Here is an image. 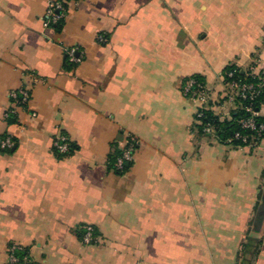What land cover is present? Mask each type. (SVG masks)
Segmentation results:
<instances>
[{
    "label": "crops",
    "instance_id": "obj_1",
    "mask_svg": "<svg viewBox=\"0 0 264 264\" xmlns=\"http://www.w3.org/2000/svg\"><path fill=\"white\" fill-rule=\"evenodd\" d=\"M56 1L0 0V143L13 141L0 148V264L11 246L34 264H239L248 244L264 264V138L200 136L181 93L192 75L218 94L228 64H264V0L70 1L59 29ZM19 89L28 104L6 119Z\"/></svg>",
    "mask_w": 264,
    "mask_h": 264
},
{
    "label": "built area",
    "instance_id": "obj_2",
    "mask_svg": "<svg viewBox=\"0 0 264 264\" xmlns=\"http://www.w3.org/2000/svg\"><path fill=\"white\" fill-rule=\"evenodd\" d=\"M76 3L78 0H70ZM47 24L57 25L63 20L65 11L60 2L50 3L47 11ZM101 40V38H100ZM68 58L73 62L79 60L75 57V51H67ZM234 65V64H233ZM236 66V65H235ZM239 67H235L233 70L226 73V76L220 73L218 79L220 81L222 90L216 94L207 88L205 83L198 82L193 77H187L181 85L182 95L194 103H196L198 109L196 111L195 118L198 120L203 117V111H211L213 116L217 118L219 122L231 120V113L233 111L244 110L249 117L240 120L239 125L241 129L253 132L254 135H242L235 133L233 138L221 140L214 136L213 126L205 124L203 126V133L208 137H214L219 142L233 146V141H240L241 144L235 148H255L260 143L261 134L264 132V122L257 123L256 118L264 117V64L255 59L252 64L246 70H241L242 73H246V76L250 78V81H245L238 77ZM261 95V99L256 103L257 106H245L243 107V101H253L255 97ZM29 92L26 89H19L12 91L9 94L11 102L10 109L5 114V118L9 119L16 115L17 107H24L29 101ZM203 110V111H200ZM68 140L66 136L58 134L53 141L54 149L57 153L64 154L68 151ZM13 141L10 137H5L1 143V149L10 148ZM137 142L134 138L130 137L126 140L123 148L122 155L116 160L114 165L117 171H122L124 166L128 165L133 160V154L136 151ZM95 231L90 225L81 226L80 240L83 244L90 245L94 240ZM22 248L18 246H11L9 248L8 264H19V258L17 252ZM27 260L26 257L23 258Z\"/></svg>",
    "mask_w": 264,
    "mask_h": 264
},
{
    "label": "trees",
    "instance_id": "obj_3",
    "mask_svg": "<svg viewBox=\"0 0 264 264\" xmlns=\"http://www.w3.org/2000/svg\"><path fill=\"white\" fill-rule=\"evenodd\" d=\"M56 2H60L65 13L67 11V5L68 3L70 2V0H57ZM61 27V21L60 23H58L56 25V28L59 29ZM236 66L233 65V64H228L221 72L222 75H224V77L226 76V73L233 70ZM238 77L242 78L243 80L245 81H250V78L246 76V73H242L241 70H238ZM191 77H193L195 80H197L198 82H202V83H205L204 80L202 79V77L198 76V75H192ZM186 79V78H185ZM185 79L183 81H185ZM261 99V95H258L257 97H255L253 99V101H243L242 102V106L245 107V106H257L256 103ZM198 109V107H197ZM200 111H203V110H200ZM196 115V114H195ZM195 115H194V121H195V124H194V129L196 130V132L200 135V136H205V137H208L206 136L204 133H203V126L205 124H209L211 126H213V130H214V136L220 138L221 140H226L228 138H233L234 134L235 133H240V134H246V135H249V136H252L254 135L253 132H250V131H246L244 129H241L240 128V125H239V122L241 119L243 118H246V117H249V115L244 111V110H238V111H233L231 113V120L229 121H224V122H219L217 120L216 117L213 116L212 112L211 111H203V117L201 118V120L195 118ZM256 121L257 123H260V122H264V117H258L256 118ZM264 138V132L261 134V137H260V140H262ZM136 141V140H135ZM68 145H69V141L67 142ZM222 143V142H221ZM241 144L240 141H233L232 143V147H236L237 145ZM138 146V144H137ZM136 146V148H137ZM70 151V146L68 147V152ZM67 152V153H68ZM122 155V150L121 151H117L115 153V155H113V157L111 158V161H110V168L115 171L117 174H124L128 167L127 165L124 166L123 170L122 171H117L114 167L115 163H116V160L118 158H120ZM131 164V163H129ZM128 164V165H129ZM258 251L259 249L258 248H250L249 247V244L248 245H245L243 248H242V259H240V262L239 264H253L254 260L255 259H246L245 258V255L247 254H250L252 256V258H256V256L258 255ZM17 256L19 258V264H34L30 261L29 259V255H28V251L26 248H22L21 251L17 252ZM26 257L27 260H24L23 258Z\"/></svg>",
    "mask_w": 264,
    "mask_h": 264
},
{
    "label": "rangeland",
    "instance_id": "obj_4",
    "mask_svg": "<svg viewBox=\"0 0 264 264\" xmlns=\"http://www.w3.org/2000/svg\"><path fill=\"white\" fill-rule=\"evenodd\" d=\"M208 88V87H207ZM209 89V88H208ZM212 91V90H211ZM125 144V143H124ZM124 144H123V146H124ZM123 148V147H122ZM135 153V152H134ZM133 157H134V154H133Z\"/></svg>",
    "mask_w": 264,
    "mask_h": 264
}]
</instances>
